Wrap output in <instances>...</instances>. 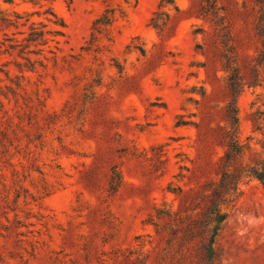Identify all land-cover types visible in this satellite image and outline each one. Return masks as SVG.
Masks as SVG:
<instances>
[{"label": "rangeland", "instance_id": "rangeland-1", "mask_svg": "<svg viewBox=\"0 0 264 264\" xmlns=\"http://www.w3.org/2000/svg\"><path fill=\"white\" fill-rule=\"evenodd\" d=\"M159 2L0 0L13 22L0 21V264H125L167 184H183L195 129L175 122L195 120L202 22L173 0L156 29ZM31 23L58 33L25 47ZM257 94L264 109L262 87L237 99L242 140ZM220 246V264H264V184L241 186Z\"/></svg>", "mask_w": 264, "mask_h": 264}, {"label": "trees", "instance_id": "trees-1", "mask_svg": "<svg viewBox=\"0 0 264 264\" xmlns=\"http://www.w3.org/2000/svg\"><path fill=\"white\" fill-rule=\"evenodd\" d=\"M172 1L160 0L149 25L161 30L167 25L166 21L159 24V9ZM188 2L186 9L174 8L177 15L202 22L193 31L201 34L195 51L205 58L197 67H203L202 83L210 88H193L199 98L188 100L195 105L196 112L191 113L195 120H184L178 114L175 126L195 129L196 156L191 167L181 166L174 176L184 181L182 185L167 184L166 190L173 194L169 205L153 207L144 221L153 233L134 238L136 246L128 247L122 256L125 264H220L221 235L241 186L254 180L264 184V109L255 107L257 94L248 113L252 134L242 140L237 107L245 89L264 88V0ZM0 21L7 27L13 23L1 10ZM57 33L31 23L23 39L25 47L46 44L47 37ZM16 46L22 43L11 47Z\"/></svg>", "mask_w": 264, "mask_h": 264}]
</instances>
